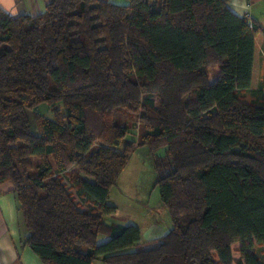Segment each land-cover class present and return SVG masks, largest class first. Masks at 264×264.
<instances>
[{
    "label": "trees",
    "instance_id": "16d2710c",
    "mask_svg": "<svg viewBox=\"0 0 264 264\" xmlns=\"http://www.w3.org/2000/svg\"><path fill=\"white\" fill-rule=\"evenodd\" d=\"M262 63L264 30L226 0L0 10V183L13 185L25 244L42 264H233L240 243L235 264H261L250 248L264 247ZM117 112L139 124L122 150L131 126ZM144 146L171 228L137 249L138 227L106 218L110 189Z\"/></svg>",
    "mask_w": 264,
    "mask_h": 264
},
{
    "label": "rangeland",
    "instance_id": "374dc122",
    "mask_svg": "<svg viewBox=\"0 0 264 264\" xmlns=\"http://www.w3.org/2000/svg\"><path fill=\"white\" fill-rule=\"evenodd\" d=\"M207 72L209 80L213 81L217 78L218 67L210 66L207 68ZM263 75L264 68L262 63L259 70V82H262ZM243 97L247 98L248 94ZM36 110L41 115L52 118L47 105L42 104ZM28 119L32 132L35 135H39L41 128L33 120L31 113H28ZM115 120L119 121L120 124L131 126L130 132L118 147V150H122L124 144L134 140V133H138L139 124L136 122V119H127L121 112L115 113ZM159 152L158 154H162V150ZM110 190L108 204L114 206L116 211L106 218L107 223L137 224L142 231L146 230L151 223L159 228H168L171 225L168 210L160 200L159 188L156 185V173L147 147L144 146L136 149L127 167L118 178L116 185ZM104 240L103 237H100L99 242H103ZM240 247V243L232 245L233 264L241 259ZM250 251L261 264H264V247L261 244L252 240Z\"/></svg>",
    "mask_w": 264,
    "mask_h": 264
},
{
    "label": "crops",
    "instance_id": "0c3cea01",
    "mask_svg": "<svg viewBox=\"0 0 264 264\" xmlns=\"http://www.w3.org/2000/svg\"><path fill=\"white\" fill-rule=\"evenodd\" d=\"M101 1L114 4L127 2V0ZM47 2L48 0H2L0 10L11 16H36L45 11ZM226 2L234 14L247 17L251 23L258 24L264 30V0H226ZM135 226L141 234L137 249L154 247L171 228V225L168 228H159L151 223L146 230L142 231L137 224ZM27 235L20 205L13 192V185L9 181L2 182L0 183V264H42L25 244ZM92 264L104 263L96 260Z\"/></svg>",
    "mask_w": 264,
    "mask_h": 264
},
{
    "label": "clouds",
    "instance_id": "9594fccd",
    "mask_svg": "<svg viewBox=\"0 0 264 264\" xmlns=\"http://www.w3.org/2000/svg\"><path fill=\"white\" fill-rule=\"evenodd\" d=\"M0 2H2V0H0Z\"/></svg>",
    "mask_w": 264,
    "mask_h": 264
}]
</instances>
